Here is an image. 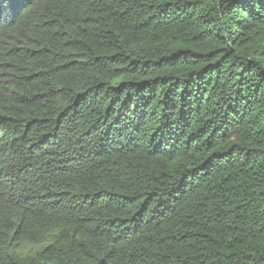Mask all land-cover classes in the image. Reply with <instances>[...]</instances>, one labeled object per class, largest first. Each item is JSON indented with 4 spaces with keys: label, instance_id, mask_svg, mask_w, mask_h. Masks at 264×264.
Masks as SVG:
<instances>
[{
    "label": "trees",
    "instance_id": "obj_1",
    "mask_svg": "<svg viewBox=\"0 0 264 264\" xmlns=\"http://www.w3.org/2000/svg\"><path fill=\"white\" fill-rule=\"evenodd\" d=\"M0 264H264V0H0Z\"/></svg>",
    "mask_w": 264,
    "mask_h": 264
},
{
    "label": "water",
    "instance_id": "obj_2",
    "mask_svg": "<svg viewBox=\"0 0 264 264\" xmlns=\"http://www.w3.org/2000/svg\"><path fill=\"white\" fill-rule=\"evenodd\" d=\"M228 36H229V33H227V38H228Z\"/></svg>",
    "mask_w": 264,
    "mask_h": 264
}]
</instances>
